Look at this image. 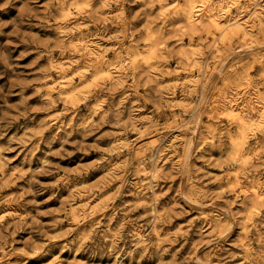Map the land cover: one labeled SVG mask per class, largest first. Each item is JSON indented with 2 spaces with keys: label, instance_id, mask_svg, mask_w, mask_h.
<instances>
[{
  "label": "clouds",
  "instance_id": "1",
  "mask_svg": "<svg viewBox=\"0 0 264 264\" xmlns=\"http://www.w3.org/2000/svg\"><path fill=\"white\" fill-rule=\"evenodd\" d=\"M20 2L31 6L28 15L16 17L8 23L18 27L38 19L56 29L59 35L51 44L59 43L64 51H72L73 42L116 41L111 59L104 53L99 60L84 63H81L82 57L71 58L62 61L63 72L57 68L59 81H53V87L47 86V81L52 79L49 75L53 70L51 67L42 69L43 79L36 81L43 86L37 95L46 92L42 99L48 102L50 109L53 92L57 93L54 103L60 104L62 89L68 88L79 94L82 84L98 79L97 87L89 92L88 111L78 120L60 123L66 137L75 134L87 139L99 133L98 139L107 137L116 141L115 147L103 157L106 163L102 171L111 169V178L122 186L120 201L113 205V212L107 219L101 215L98 220L92 218V213L83 204L77 205L75 199L65 201L67 207L61 208L63 217L54 220L51 228L56 237L73 245L69 251L92 253L102 262L106 248L112 253L121 245L131 244L129 255L143 249V256L150 257L152 264H264V0H198V7L192 5L196 15L200 16L197 23L201 24L202 31H206L205 26H211L210 21L223 20L227 16L232 27L244 30L241 37L246 32L248 38L244 44L239 40L226 44L221 52L215 49L218 40L211 45L201 43L199 46L208 55L202 57L195 69L199 75L193 78L191 86L179 76V72L193 71L191 63L170 69L167 63L160 62L142 67L141 61L135 69L132 68L131 58L124 54L136 48L140 30L134 29L131 20L123 14L128 0H100L99 7L92 9V24L100 23L96 19L98 12L118 9L110 17L111 21L123 25L115 37L86 32L90 24L84 20L69 21L63 15L67 0H47L42 11L39 0ZM92 2L87 0V7L91 8ZM15 3L16 0H4L0 9ZM156 4H167V0H147L146 8ZM72 7H76L75 0ZM171 7L177 8L178 3ZM53 8L60 14L54 15ZM162 19L161 16L150 17L149 28ZM3 27H7V23H3ZM103 31L106 33L107 29ZM0 34H3L2 28ZM152 39L161 49V56L173 59L175 54L166 47L168 36L163 23L155 28ZM179 39L177 37V42ZM125 40L130 42L127 46ZM96 50L99 51L98 44ZM51 51L49 48V54ZM4 62L7 63L6 58ZM125 67L130 71L125 72ZM70 69L73 70L71 76L67 74ZM169 72L177 77L171 87L165 81ZM177 89L184 105L179 110L173 107V93ZM0 94L8 95L3 87H0ZM64 111L71 112L72 109L66 107ZM226 113H232V118H227ZM72 115L75 117L76 113L72 112ZM58 120L60 117L56 116L52 122ZM10 125L11 121L0 115V139L7 135L5 129ZM105 127L115 130L105 133L102 131ZM34 138V135L30 136L20 143H31ZM70 142L67 138L62 141L63 144ZM74 143L77 151L84 147L91 153V148L82 141ZM8 150L0 148V153ZM72 155L67 153L69 157ZM117 162L119 167H116ZM40 163L44 167L32 174L30 185L41 183L36 179L38 174L64 171L47 158ZM6 166L7 159L0 156V180H4ZM213 166L219 169V178L205 170ZM82 173L86 174V169L77 166L75 175ZM24 175L26 173H21L18 178ZM212 184L217 187H209ZM29 193L36 195L29 187L17 199ZM129 193L131 201L124 198ZM84 194L91 195L87 190ZM72 195L77 197L80 192L73 191ZM10 202L13 201L0 200V203ZM29 203L35 204L36 201ZM234 204L240 206L235 211ZM189 214L203 220L208 227L193 234L194 237L199 235L200 239L187 255H172L174 245L189 243L193 224L177 227L174 223L177 217ZM14 215H0V264H29V260L43 255V250L32 248L31 241L28 251L15 248L16 241L11 239L12 231L8 228L36 232L44 225L37 229L29 223L30 214L11 226L6 225V218ZM86 220L90 223H85ZM64 225L68 227H62ZM165 253L169 254L170 260L164 258ZM81 258L88 264L86 256Z\"/></svg>",
  "mask_w": 264,
  "mask_h": 264
},
{
  "label": "rangeland",
  "instance_id": "2",
  "mask_svg": "<svg viewBox=\"0 0 264 264\" xmlns=\"http://www.w3.org/2000/svg\"><path fill=\"white\" fill-rule=\"evenodd\" d=\"M46 2L47 0H39L41 11ZM72 2L73 0H67L63 9V15L68 17L69 21L84 20L86 24H90V27L85 31L93 34L99 32L101 35L112 37L119 34L123 25L110 20V17L118 9H105L98 12L96 19L100 23L92 24L91 12L92 9L99 7L100 0H93L91 8L87 7V0H75V8L72 7ZM146 2L147 0H136L133 3L132 0H128L124 4V16L131 20L134 29L140 30L137 36L136 48L124 54L126 58H131L133 69L141 61H143L142 67H147L150 63L160 62L167 63L170 69L178 68V66L186 67L191 63L193 71L179 72V76L191 86L193 78L199 75L195 69L202 57L208 55L199 46L201 43L211 45L218 40L215 43V49L217 52H221L226 44L235 43L237 40L240 44H244L248 38L246 32L241 37L240 33L244 30L232 27L231 22L227 20V16L223 20H219L220 26H226L227 24L226 30L222 31L220 27L214 26L210 21L211 26H205L206 31H202L201 24L197 23V21H200V16L196 15L195 11V13H192L190 20L187 18L190 5L196 4L198 7V0H189V2H186V0H167V4H156L152 8H146ZM2 3H4V0H0V4ZM177 3V8L171 7V5ZM30 8L31 6H26L20 0H16L14 5L6 9H0V22H2L0 28L3 32V34H0V87H3L4 92L8 93L6 96L0 94V115L6 116L11 121L10 127L5 129L7 135L0 139V148L9 149L0 153V156L7 159V166L3 172L4 180H0V185H4L0 187V200L13 201L0 203V215L5 213L15 214L14 216H8L4 221L9 226L17 223L20 218H26L29 214L32 217L29 223L34 224L37 229L41 224L44 225L42 230L36 232L31 229L13 231L9 227L8 230L12 231L11 239L16 241L13 246L21 251H28V244L31 241L32 248L43 250V255L36 260H29V264H85L84 259L81 258L85 256L88 264H152L150 257L143 256V249H138L129 255L131 244L121 245L119 250L112 253H108L106 248L102 262L92 253L69 251L73 248V245L66 239L56 237L54 230L51 228L54 220L63 217L61 208L67 207L65 201L70 199H75L77 205L83 204L84 208L92 213L93 219L98 220L101 215L107 219L113 212V205L119 203L123 188L118 186L117 180L111 178V169L102 171L106 163L103 157L108 155L109 151L115 147V139L107 137L98 139L99 133L90 135L87 139L78 137L75 134L66 137L65 130L60 123L61 121L71 123L80 119L88 111L89 92L97 87L98 79H92L82 84L79 94L70 91L68 88L62 89V102L60 104L54 103L57 93L53 92L52 107L50 109L48 102L42 99L46 92L41 91L40 95H37V92L43 86L36 81L43 79L42 69L51 67L53 70L49 75L52 79L47 81V86L49 88L53 87V81H59L57 68L63 72L64 65L62 61L71 58L80 59L82 57L81 63H84L91 59L99 60L101 53H104L111 59L114 55L112 48L115 46L116 41L114 39L103 41L94 39L91 44L86 41L80 44L73 42L70 46L72 51H64L59 43L55 46L51 44V41L59 35L54 27L42 24L35 18L31 24L25 23L18 27L8 23L16 17L27 16ZM52 11L54 15L60 14L55 8ZM232 12L234 13L235 9ZM173 13H176V15H173ZM85 14H88L87 18ZM155 16H161L163 19L152 28H149V18ZM133 17L135 19H132ZM3 23H7V27H3ZM159 23L165 25V34L168 36L166 47L171 53L175 54L171 60H167L166 57L160 55L161 49H158L156 41L152 39L155 36V28L159 27ZM104 28L107 29L106 33L103 31ZM173 29H176V31L173 32ZM209 32L211 34H208ZM78 35L79 33H77ZM177 37L180 38L179 42H177ZM25 41L29 42L26 43ZM124 43L127 46L130 42L125 40ZM97 44L99 45V51L96 50ZM49 48H52L50 54L48 52ZM105 49L106 52H104ZM22 53L27 54L22 55ZM157 57H159V61ZM5 58L7 63L4 62ZM193 61L196 63H192ZM72 71L70 69L67 74L71 76ZM124 71L128 72L130 69L125 67ZM77 79L81 78L77 76ZM176 79L177 77L173 76L171 72L165 75V81H167L169 87ZM178 93L179 89L173 93L175 98L173 107L177 110L182 109L184 106ZM66 107L72 109V111L65 112ZM72 112L76 113L75 117H73ZM224 115L227 118H232V113ZM56 116H59L60 120L53 123L52 119ZM113 130L115 129L109 127L102 129L105 133ZM33 135L35 138L31 140V143H20L21 140L26 141L28 137ZM65 138L71 142L63 144L62 141ZM77 140L90 147L91 153L89 154L84 147L77 151L74 143ZM51 141L54 142L49 146ZM49 152L53 154L47 155ZM58 152L63 154L56 155ZM67 153H73V155L69 157ZM44 158H47L53 164L60 165L64 171L51 175L38 174L36 179L41 183L30 185L29 181L32 179V174L39 172L44 167L40 163ZM112 160H116L115 155H113ZM77 166L85 168L86 174L75 175ZM116 167H119L118 162ZM205 170L219 178L220 171L218 168L214 166L211 168L206 167ZM21 173H26V175L23 178H18ZM58 181L59 183H57ZM54 184L56 187H52ZM29 187L36 195L29 193L21 199H17ZM209 187L216 188L217 185L212 184ZM86 190L91 195L86 196L84 194ZM73 191H79L80 195L73 198ZM91 196H95V198L93 199ZM124 198L131 201L132 196L129 193ZM33 200L36 201L35 204L29 203ZM106 204L107 206H105ZM238 207H240L238 204H234L233 210H237ZM73 210H75V206H73ZM85 223H90V221L86 220ZM174 223L177 227L193 224L188 237L189 243L183 244L182 242L181 245H174L171 250L172 255H187L190 248L195 247L200 239L199 235L194 237L193 234L198 230L202 232L208 225L203 220L196 219L194 214L177 217ZM62 227L67 228L68 226L64 225ZM44 233H47V235H44ZM164 258L166 260L171 259L168 253H165Z\"/></svg>",
  "mask_w": 264,
  "mask_h": 264
},
{
  "label": "bare ground",
  "instance_id": "3",
  "mask_svg": "<svg viewBox=\"0 0 264 264\" xmlns=\"http://www.w3.org/2000/svg\"><path fill=\"white\" fill-rule=\"evenodd\" d=\"M194 12V10H193V7H192V5H190V7H189V11H188V13H187V18L190 20V17H191V15H192V13ZM195 13V12H194ZM186 17V16H185ZM192 18V17H191ZM187 20V19H186ZM197 20V19H196ZM190 23V22H189ZM211 23H213V25L214 26H218V27H220L221 29H222V31H224V30H226V26H227V24H226V26H220L221 24H220V22H219V20H213V21H211ZM229 25V24H228ZM218 29V28H217ZM229 29V28H228ZM232 30V29H231ZM260 194V193H259ZM258 193H255V195H259Z\"/></svg>",
  "mask_w": 264,
  "mask_h": 264
}]
</instances>
